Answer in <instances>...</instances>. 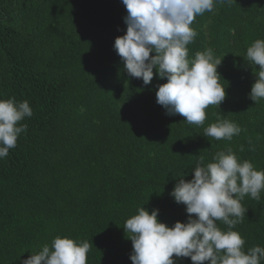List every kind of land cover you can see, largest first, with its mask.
<instances>
[{
	"label": "trees",
	"instance_id": "1",
	"mask_svg": "<svg viewBox=\"0 0 264 264\" xmlns=\"http://www.w3.org/2000/svg\"><path fill=\"white\" fill-rule=\"evenodd\" d=\"M126 15L122 0H0V99L33 109L20 122L27 132L0 159V264H22L56 236L87 240V264H133L125 221L145 207L159 209L170 227L186 223V206L170 193L179 179L193 178L201 156L206 166L231 147L264 170V99L249 98L257 77L244 59L264 39V0L217 4L192 24L198 35L189 58L212 48L226 90L202 126L157 104L166 78L154 75L145 86L124 70L114 43L126 33ZM225 118L239 135L204 136ZM241 203L248 211L232 230L245 251L264 247V191Z\"/></svg>",
	"mask_w": 264,
	"mask_h": 264
},
{
	"label": "clouds",
	"instance_id": "2",
	"mask_svg": "<svg viewBox=\"0 0 264 264\" xmlns=\"http://www.w3.org/2000/svg\"><path fill=\"white\" fill-rule=\"evenodd\" d=\"M234 2L122 0L127 10V29L115 39L114 49L129 76L142 78L145 86L151 84L154 75L167 79L156 91V102L166 114L180 115L188 124L202 126L205 110L210 105L220 106L225 100L226 90L217 70L222 59L210 47L189 58L188 45L198 35L192 27L197 16L212 12L217 4L231 6ZM244 59L257 77L249 93L257 104L264 99V39H256L247 48ZM32 115L28 101L0 99V159L17 146L20 134L28 130V125L20 122ZM241 131L235 122L225 118L204 128V136L231 141ZM243 150L241 146L240 151ZM203 161L201 156L193 169V178L179 179L170 193L177 203L186 206V223L177 221L170 227L158 219L159 209L150 212L145 207L138 208L137 214L125 221L123 227L133 246V264H177V259L189 257L193 264L264 261V247L254 246L245 251V240L232 230L248 211L241 203L245 196L261 199L264 170L242 160L231 147L216 152L213 162L206 166ZM218 221L228 229L220 228ZM90 249L87 240L56 236L50 245L45 243L39 251L31 252L22 264H87Z\"/></svg>",
	"mask_w": 264,
	"mask_h": 264
}]
</instances>
